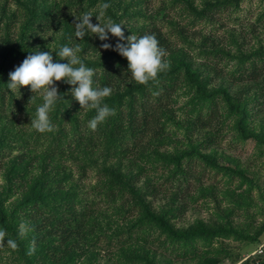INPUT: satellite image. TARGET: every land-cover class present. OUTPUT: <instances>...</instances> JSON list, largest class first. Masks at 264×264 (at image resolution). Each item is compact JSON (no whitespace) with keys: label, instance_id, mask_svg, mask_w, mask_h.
<instances>
[{"label":"rangeland","instance_id":"374dc122","mask_svg":"<svg viewBox=\"0 0 264 264\" xmlns=\"http://www.w3.org/2000/svg\"><path fill=\"white\" fill-rule=\"evenodd\" d=\"M40 1L42 0H0V16L3 14V6L7 7L4 12L16 11L25 15L29 8L38 9ZM191 1L193 11L186 3L183 6L179 2L180 7L168 5L167 9L155 16L160 24H164L163 30L173 36L174 41L175 38L178 40L181 53L187 52L186 60L203 78L206 91L221 89L234 94L242 87L252 88V93L257 91V84L254 81L246 80L235 84L229 79L230 75L219 77L215 69L218 67L213 61L223 56L218 54L212 57L206 53L201 39L195 38L192 33L183 39L175 36H180L181 26L188 23L192 27L189 28V32L196 29L203 33H211L218 37V40L226 37L227 39L223 41L228 40V43L222 49L233 58L230 59L228 55L225 61H237L240 66L249 65L256 58L257 52L264 50V0ZM109 2L110 7L106 10L105 18L110 17L117 23H123L125 36L131 34L138 36L139 28L146 25V18L142 16L141 11L144 13L147 10L151 13L153 8L160 6L164 8V5L169 4V0H110ZM99 5L90 7L89 11H95ZM181 6L184 10L181 9L179 13L177 9L180 10ZM205 7L211 8L208 14H212V20L202 18L198 13V10ZM76 13L75 9L73 14ZM191 15L197 19L193 25ZM19 16L23 21L24 16L22 14ZM2 18L5 24H9L8 28L5 26L4 34L11 35L12 43L6 45L8 59L7 56L0 54V77L4 76L7 67L8 72L13 71L31 51L38 49L50 51L53 60L56 61L60 58L56 56L55 50L58 51L61 45L68 44L78 48L76 54L87 66L93 68L103 62L105 52L111 49H100L102 47L98 46L100 49L98 51L92 49L83 51V45L75 47L67 38L64 40L61 34L49 32L41 34H45L43 45L30 38L22 42L21 23L14 21L15 24L11 25L12 17H9V14ZM171 19L175 20V24H171ZM94 21L96 19L92 22ZM26 32L28 34V31ZM110 39L112 44H115L117 38L110 34ZM122 58L127 62L125 57ZM208 58L210 60L212 58L211 66L205 64L209 61ZM162 59L168 65L166 69L172 68L176 62L175 58L168 54L162 55ZM229 63L231 64V61ZM60 82L63 81H57L56 86ZM182 82L183 84L176 91V100L171 105L178 123L169 122L167 131L170 134L166 138L167 142L157 144L163 157L176 156L177 160L182 158L181 162L166 164L161 158L156 161L153 157V164L150 161L147 163L139 160L138 164L131 166L128 159L122 161L114 159L108 160L105 165L109 171L128 173L130 185L140 186L141 192L138 196L129 194L128 199L119 196L114 202L107 201L96 190L98 178L96 169L105 167L101 163L92 166L93 163H90L93 162L92 154L84 158L75 154L64 160L59 158L56 160L59 169L55 170V175L58 172L61 176L62 169L73 174L74 182L70 183L74 184L69 185L74 187L75 192L72 190L69 197L76 196L74 198L78 199L75 209L80 216H84L89 209L93 210L88 225V231L92 232L93 238L90 237L89 241L84 239L85 246L80 249L81 251L75 252L73 261L64 262L66 259H63L57 264H242L246 260L250 263L264 262V251L263 253L259 251L264 242V145L257 141L258 134L264 136V106L253 107L255 101H250L245 131H241V128L236 126L235 120L231 119L229 125L227 124L230 132L226 130L218 133V138L212 142L207 138L208 129H193L188 123L196 112L189 113L194 107L191 102L192 89L188 82ZM70 89L69 86V94H71ZM3 92L7 94V101L0 112V141L2 143L9 141L19 149L20 143L25 141L30 142V147L34 146L36 137L35 145H39L41 140L38 142L37 131L33 129L30 120L35 116L36 107L42 103V94L31 92L29 86H21L15 91L3 89L0 92L1 96ZM28 99L31 106L24 109L21 102L25 104ZM200 104L202 105L203 101ZM252 107L254 109L251 111ZM193 147L208 158L216 160L220 166H229L238 170V174L230 172L227 175L216 163L196 159L197 153ZM27 150L29 156L40 153L39 150ZM18 153L19 151H15L9 163L0 167V203L4 207L8 206L9 209L20 203L24 197L21 184L15 182L12 176L9 177L11 164ZM140 164L148 167L144 173H141L142 176L137 174L140 172ZM43 166L42 160V164L39 161L31 167L26 172L24 182L40 174ZM84 170L86 174L83 178ZM128 201L134 202L129 204ZM137 203L139 206H131ZM148 209L156 215L165 217L176 231L202 228L217 234L196 237L191 245H184L183 242L170 238L169 231L159 223L144 222L136 226L135 224L146 216ZM22 224L26 229L30 227V222L27 220H23ZM0 229L5 230L6 239L17 242V238L8 234L5 228L0 227ZM27 235L34 236V233L31 234L28 230ZM6 239L0 240V264H24L18 259L16 249L20 241L13 249L6 244ZM32 243L33 241L30 244ZM42 258L37 257L39 264H48Z\"/></svg>","mask_w":264,"mask_h":264},{"label":"trees","instance_id":"16d2710c","mask_svg":"<svg viewBox=\"0 0 264 264\" xmlns=\"http://www.w3.org/2000/svg\"><path fill=\"white\" fill-rule=\"evenodd\" d=\"M109 1L107 0L108 3H110ZM103 2L105 0H42L38 9L35 7L29 8L25 15L23 12H4L7 7L3 6V14L0 16V54L7 56L8 59L6 49L8 44L11 45L12 43L10 42L11 35L4 34V29L8 28L9 24H5L1 20L6 14L12 17L11 25L14 21L21 23L22 42L26 38H30L43 45L45 34H41L49 32L61 34L64 40L67 38L69 43H72L75 47L83 45V51L103 49V47L98 49V46L101 47L105 41L99 40L95 34H86L84 38H76L74 35V23L76 22L74 15L78 16L82 12L89 11L90 7ZM179 2L182 5L186 3L192 11L194 10L191 0H169V4L164 5V8H161V6L153 8L152 14L147 10L144 13L141 11L142 16L146 18V25L139 28L138 35H154L162 54L164 56L168 54L175 58L176 62H174L172 68L160 71L155 78L140 84L131 79L127 62L113 49L105 52L103 62L95 65L94 84L99 87L105 85L111 87L112 93L104 98L103 103L115 110L114 114L100 123L95 130L88 127V121L96 114L95 110L81 107L78 101L69 94V86H72L60 82L57 89L58 94L63 98L57 102L50 113L52 130L36 133L38 142L41 140L39 145H35L36 137L34 138V146L30 147V142L25 141L20 143L19 149L9 141L6 143L0 141V167L8 164L14 152L19 151L13 159L15 161L11 164L12 170H9V177L12 176L15 182L21 184L20 187L23 189L24 197L20 203L11 209L0 203V227L5 228L8 234L10 233L17 238L16 244L20 241L16 249L19 255L18 259L24 264H39L37 257H43L42 259L46 260L48 264H57L63 259H66L64 262L73 261L75 252L77 250L81 251L80 249L85 246L84 239L88 240L92 237V232L88 231V225L93 210L89 209L81 217L75 209L78 199L74 198L76 196L69 197L72 190L75 192L74 187L69 185L74 184L70 183L74 182V177L71 171L65 169L61 170V176L58 172L55 175V170L58 171L59 169V165L56 164L58 158L64 160L75 154L77 157L84 158L92 154L93 162H90L93 163L92 166L101 163L105 167L104 169L98 167L96 169L98 176L96 190L109 202H114L119 196L128 199L129 194L138 196V193L141 192L139 190L140 186L130 185L128 173H116L115 170L109 171V168L105 165L108 160L114 159L121 161L128 159L131 166L138 164L139 160L147 163L150 161L153 164V157L156 161L161 158L166 164L181 162L182 158L177 160L176 156L163 157L157 144L167 142L166 138L170 134L167 131L168 123H178L171 105L176 100V91L183 84L182 81L188 82L190 89H192L191 102L194 107L189 110V113L196 112L194 118L188 123L193 126V129H208L209 135L207 138L212 142L215 141V138H218V133L226 130L230 132L228 125L231 119L235 120L236 126L241 128V131H245L250 101H255L253 107L257 105L264 106V50L257 52L256 58L249 65L240 66L237 61H225L228 55L230 59L233 58L232 55H227L222 49L228 43V40L223 41L227 39L226 37L218 40V37L213 36L211 33H203L196 29L189 32V28L192 27L188 23L181 26L180 36L175 37L183 39V37L192 33L195 38L201 39L205 45L206 53L212 57L218 54L223 56L213 61L218 67L215 69L219 77L230 75L229 79L235 84L243 83L246 80L254 81L258 88L254 93H252V88L249 87L237 89L234 94L221 89L211 92L206 91L203 78L191 68L186 60L188 57L187 52L185 54L181 53L178 40L175 38L174 41L173 36L163 30L164 24H160L155 16L162 10L167 9L168 5L173 4L180 7ZM207 4L218 5L220 3ZM183 6L180 10L177 9L179 13H181V9L184 10ZM219 7L222 6L219 5ZM75 9L77 13L73 14ZM210 9L205 7L198 10V13L202 18L212 20V14H208ZM98 11L99 8L93 11L94 15L90 18L92 21L96 19L95 14ZM20 14L24 16L23 21L19 19ZM191 16L193 17V20H191L193 25L197 19L193 15ZM118 18L121 19V16L118 15ZM162 21L164 22L163 18ZM170 21L171 24H175V20L171 19ZM98 22L96 19L93 23ZM26 31H28V34ZM107 42L112 43L111 39ZM208 59L209 61L205 64L211 66L212 58L211 60ZM8 61L12 62V60ZM227 65H230V67L228 68ZM8 71L9 68L7 67L4 76L0 77V92L7 88ZM238 72L239 74H237ZM6 101L7 94L3 92L2 96L0 94V112L5 107ZM29 101V99L26 100L25 104L21 102L24 109L31 106ZM202 101L203 104L201 105ZM253 107L251 111L254 109ZM251 113L253 114V112ZM257 137V141L264 145V136L258 134ZM27 149L30 151L39 150L40 153L29 156ZM193 149L197 153L196 159L203 162L204 160L211 161L219 165L216 160L208 158L194 147ZM42 160L44 161L42 172L34 176L33 179L24 182L26 172L34 167L37 162L40 161L42 164ZM139 167L140 172L137 174L142 176L141 173H144L148 167L142 166V164ZM219 168L227 175L230 172L238 174V170L229 166L219 165ZM85 174L86 170L83 171V178ZM132 202L134 201H128L129 204ZM131 206L136 207L139 205L137 203V205ZM23 220L29 221L30 227L26 229L23 235H20L18 228ZM144 222L163 225L169 231L170 238L181 241L182 244L187 246L191 245L196 237H209L214 234L202 228H187L176 231L165 217L156 215L151 209H148L146 216L142 217L135 225L138 226ZM28 230L31 234L34 233V236H28ZM31 241H33L32 244H30ZM30 249L34 250L30 253ZM242 264H264V262L250 263L249 260H246Z\"/></svg>","mask_w":264,"mask_h":264},{"label":"clouds","instance_id":"9594fccd","mask_svg":"<svg viewBox=\"0 0 264 264\" xmlns=\"http://www.w3.org/2000/svg\"><path fill=\"white\" fill-rule=\"evenodd\" d=\"M110 4L105 2L99 5V11L95 14L98 23L90 19L94 14L92 11L82 12L76 16L75 37L84 38L86 34H95L99 40L105 41L101 45L104 49H113L122 57L127 59V69L131 79L137 83H146L149 79L155 78L157 73L167 68V63L162 59V52L159 49L158 41L154 35L125 36L123 23H117L112 18H105L106 10ZM110 34L116 37L115 44L109 43ZM78 48L63 44L56 51L60 59L54 61L50 51H31L23 61L10 71L7 88L15 91L21 86H29L33 93L42 94V103L35 110L34 118L31 117V125L37 132L52 130L50 113L57 102L62 99L58 94L57 81H63L71 85V95L78 101L81 107L95 110V116L88 121V127L95 130L98 125L114 114V109L103 103L104 98L112 93L111 87H103L94 84L96 70L87 66L76 54ZM66 60V62H61ZM32 97V96H31ZM26 231L25 225H20L19 234ZM6 239V232L0 229V240ZM6 244L16 248L13 239H6ZM34 249H30L33 251Z\"/></svg>","mask_w":264,"mask_h":264},{"label":"built area","instance_id":"2783aa9c","mask_svg":"<svg viewBox=\"0 0 264 264\" xmlns=\"http://www.w3.org/2000/svg\"><path fill=\"white\" fill-rule=\"evenodd\" d=\"M263 247H264V242L261 244V247H260V250H259L260 253H263V251H264V250H263Z\"/></svg>","mask_w":264,"mask_h":264}]
</instances>
